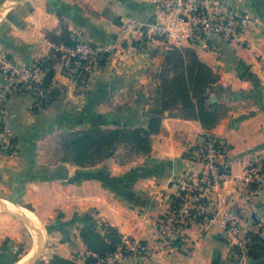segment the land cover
<instances>
[{"label": "crops", "instance_id": "0c3cea01", "mask_svg": "<svg viewBox=\"0 0 264 264\" xmlns=\"http://www.w3.org/2000/svg\"><path fill=\"white\" fill-rule=\"evenodd\" d=\"M22 1L7 0L0 10L7 11L8 6ZM212 1L245 18L240 40L228 43L215 37L208 48L199 44L185 47L194 49L199 59L221 76L210 90V102L225 104L227 115L209 132L197 121L164 119L161 131L151 137L149 155L127 163L112 157L88 167L91 176H82L80 183L73 177H67L65 185L52 183L53 212L65 215L67 220H79L80 227L90 226L97 232H101L104 222L117 228L122 236L142 242L148 248L149 260L141 264H253L238 243L249 233L264 239V230L259 227L264 216V190L256 210H252L243 206L238 184L249 163L264 160V0ZM153 13L150 0H33L11 9L0 21V82L9 61L26 66L42 63L46 76L48 71L53 72L49 84L45 76L37 87L15 93L7 103L4 129L11 140L17 138L15 145L21 154H25L21 151L27 148L25 143L32 146V134L37 129L47 128L56 134L59 130L82 131L96 125L111 129L147 127V106L136 108L141 102L137 95L131 96L127 106H117L128 97L131 86L137 85L136 80H127L133 68L119 65L122 60L141 67L147 60L157 62L156 58L142 59L148 58L153 49H164L161 42H122L135 39L134 25L152 21ZM63 25L72 34L83 33L97 46L117 47V53L109 56L111 62L96 65L84 86L65 76L51 54L46 34H59ZM131 50L139 55L129 58ZM136 69L139 67L133 71ZM139 115L145 119H137ZM203 135L226 145L228 178L211 191L207 221L192 225L186 241L170 247L159 239L156 222L170 211L171 197L178 192L177 182L184 176L201 174L203 166L196 161L195 152L202 140L208 139ZM232 207L239 214L240 236L228 232L223 224V214ZM0 208L26 217L22 220L32 232L35 245L16 264L29 263L45 234L37 211L1 198ZM50 246V264L55 256L71 260L76 257L77 264H84L85 257L91 255L79 231L73 239Z\"/></svg>", "mask_w": 264, "mask_h": 264}, {"label": "built area", "instance_id": "2783aa9c", "mask_svg": "<svg viewBox=\"0 0 264 264\" xmlns=\"http://www.w3.org/2000/svg\"><path fill=\"white\" fill-rule=\"evenodd\" d=\"M153 20L136 23L134 31L137 39L157 40L165 47L184 48L185 45L199 44L208 48L209 41L219 38L225 42H237L245 25V18L212 0H150ZM70 45L51 44L52 50L61 55V60L76 77L87 73L93 65L117 53L115 45L97 46L82 34H72ZM74 63L72 67L71 64ZM46 76L42 63L19 65L6 62L4 79L0 82V145L11 148L9 135L5 132L6 107L9 99L17 92L30 91L41 84ZM83 80V79H82ZM82 83H84L82 81ZM226 147L216 140L196 149L195 159L202 166L199 176H184L177 182L178 192L170 200V211L157 219L156 229L159 239L169 246L186 241L187 231L192 225L207 221L211 210V191L228 178V166L224 161ZM263 161L251 162L238 180L243 206L256 210L259 197L264 190ZM225 229L235 236L241 235L240 219L232 207L223 214ZM264 230V216L259 220ZM252 237L245 236L239 246L248 247ZM148 248L142 242L128 237L113 253L97 264H137L148 257Z\"/></svg>", "mask_w": 264, "mask_h": 264}, {"label": "rangeland", "instance_id": "374dc122", "mask_svg": "<svg viewBox=\"0 0 264 264\" xmlns=\"http://www.w3.org/2000/svg\"><path fill=\"white\" fill-rule=\"evenodd\" d=\"M6 1L7 0H0V9ZM31 1L33 0H27L21 4L11 5L9 9L4 12L0 10V21L6 17L11 9ZM52 1L54 3H58L61 0ZM76 34L81 33L77 32ZM134 36L135 39L132 37L122 42L132 43L133 41H138L141 44L148 41L138 40L136 33ZM139 48H141V46H139ZM165 52V48L151 50L148 58L145 56L144 59H142V62H144V60L146 61L147 59L150 60V58H156L157 62H148L147 60L143 67H141L138 63H134L133 61L130 64H126V61L124 60L121 61L119 67H123L125 64V67L127 68L130 67L134 70L135 68L139 67V69L131 71V79L128 77L127 80L128 82H130V80H136L137 85H132L129 91H127L128 97H123L122 102L120 101L121 104L117 105L119 108L127 106L129 102H131V96L134 97L137 95V98H140L141 102L139 101L140 104L136 108L140 110L139 106H141V104L144 105L145 108L147 106L145 112L149 115L153 100L156 96V90L159 86V81H157L156 76L161 70ZM135 55H139V52L136 50H131V52L127 54V56L132 59ZM142 55H145L143 50ZM110 57L106 56L102 58L99 63L106 65L108 62H111ZM59 63L62 66L63 74L70 77L73 81H79L81 86H84L87 83L89 77L94 72V67L99 64L97 63L93 65V67L87 73L88 78L86 79L83 78L85 73H82L80 76L76 77V73H74L73 70L68 69L62 61ZM82 81L85 82V84H83ZM137 119H145V117H141L139 115ZM96 126L100 127V125ZM100 128L111 129L106 127ZM64 133L66 132L59 130V132L55 134L54 132H49L47 128L35 130L32 134V146L25 143L24 145L27 148L21 150L25 153L24 155L20 153L18 148H16L15 144L17 143V138L14 136L12 137V140L11 137H7V139H10L11 145L13 147L8 149L5 147L6 144L3 146L0 145V154L1 156L5 157H0V198L16 204L20 208L30 209L34 212L37 211L36 215L38 216L45 231L37 256L34 258L35 254L37 253L36 252L31 258H34L32 264H50L49 261H51L52 255V246L50 245L53 243H63L64 240L73 239L81 225V221L79 220H67L65 215L53 212L54 202L50 197L51 189L55 188L52 186V183L57 182L59 184L65 185L67 177H73L76 183H80L81 181L79 180L82 176H91V171H89L87 168H78L70 164L64 165L66 163L60 162V159L62 158V151L60 147L61 136ZM202 137L208 139L202 140V143L199 146L203 144L206 145L216 140L213 137H207L205 135ZM216 141L222 142L220 140ZM224 146L226 145L224 144ZM135 157L137 156H129V153L124 148H120L114 156V158L119 163H127L133 160ZM34 245L32 232L26 223L18 216L10 214L8 211L0 208V264H16L33 250ZM170 247H176V245ZM239 247L248 255L247 247L238 246V248ZM236 253H239V250H237ZM147 258L144 260H139L137 264L148 261L149 254ZM76 259L77 258L75 257L74 260ZM236 262L237 260L234 261V263ZM251 262L254 261L252 260ZM253 264H264V258H261L259 262H254Z\"/></svg>", "mask_w": 264, "mask_h": 264}, {"label": "trees", "instance_id": "16d2710c", "mask_svg": "<svg viewBox=\"0 0 264 264\" xmlns=\"http://www.w3.org/2000/svg\"><path fill=\"white\" fill-rule=\"evenodd\" d=\"M46 37L55 45L73 43L72 33L64 25L59 34L49 32ZM165 50L161 70L156 76L159 86L149 111L147 127L102 129L93 126L82 131L66 132L61 136L60 162L80 168L94 167L114 157L120 148L126 149L129 156H147L152 151L151 137L161 131L165 118L197 121L207 132L218 125L229 108L222 103L210 102V90L219 83L221 76L203 63L190 47H165ZM51 54L58 63L62 61L59 53L52 50ZM71 66H74L73 62ZM52 76V70L48 71L45 78L47 84ZM171 200L178 202L175 197H171ZM78 231L79 238L91 253L85 257L84 264H97L122 244L123 236L118 229L104 222L101 232L90 226L80 227ZM247 236L252 237L251 244L247 247L248 256L254 262H259L264 258V239L255 233ZM51 264L77 263L74 259L55 256Z\"/></svg>", "mask_w": 264, "mask_h": 264}, {"label": "water", "instance_id": "95a60500", "mask_svg": "<svg viewBox=\"0 0 264 264\" xmlns=\"http://www.w3.org/2000/svg\"><path fill=\"white\" fill-rule=\"evenodd\" d=\"M25 1H27V0H24V1H22V2H18V3H15V4H21V3L25 2ZM15 4H13V5H15ZM10 6H11V5H10ZM10 6H8V7H10ZM6 211H7V210H6ZM8 212H9L10 214H13V215L18 216L20 219H24V218H26V217H25L24 215H22V214L20 215V214H15V213L10 212V211H8ZM37 254H38V251H37V253L35 254L34 258L37 256ZM34 258L31 259L30 262H29L28 264H32Z\"/></svg>", "mask_w": 264, "mask_h": 264}, {"label": "bare ground", "instance_id": "6f19581e", "mask_svg": "<svg viewBox=\"0 0 264 264\" xmlns=\"http://www.w3.org/2000/svg\"><path fill=\"white\" fill-rule=\"evenodd\" d=\"M26 264V263H25Z\"/></svg>", "mask_w": 264, "mask_h": 264}]
</instances>
